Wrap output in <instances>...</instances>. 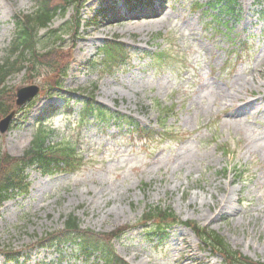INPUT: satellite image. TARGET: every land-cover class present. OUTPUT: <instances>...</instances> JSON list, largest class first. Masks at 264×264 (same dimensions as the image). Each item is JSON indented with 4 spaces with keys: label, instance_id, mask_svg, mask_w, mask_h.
Wrapping results in <instances>:
<instances>
[{
    "label": "rangeland",
    "instance_id": "374dc122",
    "mask_svg": "<svg viewBox=\"0 0 264 264\" xmlns=\"http://www.w3.org/2000/svg\"><path fill=\"white\" fill-rule=\"evenodd\" d=\"M195 1L152 0L153 12H134L123 0L83 3L62 89L41 92L24 108L10 129L0 132V151L22 155L35 118L51 106L57 110L48 122L64 136H76L81 104L73 99L75 112L69 115L63 98L93 85L98 101L156 133L139 137L113 122H90L80 135L84 160L77 171L48 176L31 169L28 194L0 208V264L14 252L30 255L26 264L54 259V252L34 248L71 213L95 233L133 226L111 242L129 264H225L184 225L173 227L163 242L146 235L138 222L147 205L159 203L182 221L218 231L233 249L264 260V0H239L238 16L220 26L210 24L211 15L195 9ZM111 5L118 13L100 18L98 10ZM36 6L35 0H0V60L14 35L13 15ZM74 14L76 7L68 6L51 27L65 26ZM115 39L130 49V66L106 72L100 69L99 48ZM159 51L164 55L151 62L148 53ZM34 83L43 87L41 78ZM25 84L24 72L8 80L14 89ZM168 107L173 110L164 123L174 134L162 137L157 132ZM234 169L246 174L237 179ZM61 264L92 263L66 256Z\"/></svg>",
    "mask_w": 264,
    "mask_h": 264
},
{
    "label": "trees",
    "instance_id": "16d2710c",
    "mask_svg": "<svg viewBox=\"0 0 264 264\" xmlns=\"http://www.w3.org/2000/svg\"><path fill=\"white\" fill-rule=\"evenodd\" d=\"M38 8L29 14L15 16L16 31L15 37L8 49V55L0 61V117L8 113L11 109L15 95L14 90L6 84L9 76L16 72L26 70V78L31 80L46 73L51 76L47 88H57L61 86V77L66 74L70 60V51L63 47L62 33L49 29L46 33L47 40L44 50L38 48L42 36L39 35L40 28H47L60 10L69 3H80L82 0H37ZM131 1V0H129ZM214 7L220 5L219 10L224 14L233 15L236 11L237 0H214L209 3ZM80 22L73 25L75 29ZM68 29L65 30L68 32ZM69 33V32H68ZM104 65L110 69L114 64L121 66L127 60L129 53L122 44L112 43L103 47ZM82 109L78 116L82 121L93 115L102 120L118 117L106 111L100 105H95L93 99H80ZM72 112V109H70ZM48 109L38 117L34 129L31 146L20 157H13L7 153H0V206L2 203L19 194L27 193L30 183L28 181V168H39L43 173H54L60 167L65 170H74L81 163L82 157L78 153L77 143L74 140L53 141L52 135L55 131L46 123L49 116ZM130 124H136L133 120H126ZM123 120V121H124ZM137 130L146 131L136 124ZM146 222L156 220L158 226L156 232L158 238L163 239L166 235V223L177 221V218L170 209L161 206H149L144 215ZM200 235L204 243L213 251L221 253L228 264H264V262L254 261L244 256L240 252L233 251L224 239L216 232L198 226L193 227ZM115 234H113L114 237ZM103 237L90 230H83L79 219L70 214L64 221L63 229L50 233L49 237L42 239L41 244L59 249L62 244L68 243L76 246L79 255L85 259L91 258L94 254H99L104 258L103 264H126L119 256L110 249ZM13 254V253H12ZM9 254L8 260L18 261V254ZM75 254V253H73Z\"/></svg>",
    "mask_w": 264,
    "mask_h": 264
},
{
    "label": "water",
    "instance_id": "95a60500",
    "mask_svg": "<svg viewBox=\"0 0 264 264\" xmlns=\"http://www.w3.org/2000/svg\"><path fill=\"white\" fill-rule=\"evenodd\" d=\"M39 88L37 86H29L21 91H18V100H17V105L20 106L24 104L26 101L31 99L36 93H38ZM16 111H12L8 116H6L4 119L1 120L0 122V129L2 132L7 131L10 122L15 116Z\"/></svg>",
    "mask_w": 264,
    "mask_h": 264
}]
</instances>
